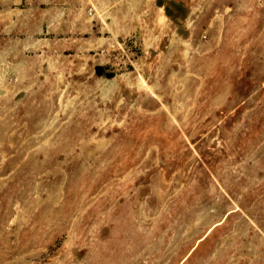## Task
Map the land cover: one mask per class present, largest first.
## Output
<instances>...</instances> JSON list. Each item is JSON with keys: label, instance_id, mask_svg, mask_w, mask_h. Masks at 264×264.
Returning a JSON list of instances; mask_svg holds the SVG:
<instances>
[{"label": "rangeland", "instance_id": "rangeland-1", "mask_svg": "<svg viewBox=\"0 0 264 264\" xmlns=\"http://www.w3.org/2000/svg\"><path fill=\"white\" fill-rule=\"evenodd\" d=\"M172 1L0 0V264H264V0Z\"/></svg>", "mask_w": 264, "mask_h": 264}, {"label": "crops", "instance_id": "crops-1", "mask_svg": "<svg viewBox=\"0 0 264 264\" xmlns=\"http://www.w3.org/2000/svg\"><path fill=\"white\" fill-rule=\"evenodd\" d=\"M166 1H167V5H169L170 7L179 6V4L176 1H172V0H166ZM89 3L94 6L93 0H89ZM94 8H95V6H94ZM95 10H96V8H95Z\"/></svg>", "mask_w": 264, "mask_h": 264}, {"label": "trees", "instance_id": "trees-1", "mask_svg": "<svg viewBox=\"0 0 264 264\" xmlns=\"http://www.w3.org/2000/svg\"><path fill=\"white\" fill-rule=\"evenodd\" d=\"M96 73H97V75L98 76H104V73H103V68L102 67H97L96 68ZM109 79H111V78H113V75L112 74H110V75H108L107 76Z\"/></svg>", "mask_w": 264, "mask_h": 264}]
</instances>
